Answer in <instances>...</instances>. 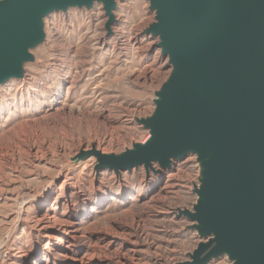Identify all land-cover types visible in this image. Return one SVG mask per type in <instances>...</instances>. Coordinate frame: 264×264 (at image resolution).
Here are the masks:
<instances>
[{"label": "rangeland", "instance_id": "374dc122", "mask_svg": "<svg viewBox=\"0 0 264 264\" xmlns=\"http://www.w3.org/2000/svg\"><path fill=\"white\" fill-rule=\"evenodd\" d=\"M113 14L122 19L107 35L100 4L51 13L24 78L0 86V264H184L196 250L178 216L196 203L195 156L148 175L73 161L92 146L116 155L146 142L135 120L152 114L171 73L145 34L148 1H116Z\"/></svg>", "mask_w": 264, "mask_h": 264}, {"label": "water", "instance_id": "95a60500", "mask_svg": "<svg viewBox=\"0 0 264 264\" xmlns=\"http://www.w3.org/2000/svg\"><path fill=\"white\" fill-rule=\"evenodd\" d=\"M116 1L0 0V86L24 78L53 12L100 4L112 35ZM145 30L171 66L154 110L135 120L148 140L121 154L92 146L93 170L161 173L189 155L200 168L192 211H178L200 240L184 264H264V0H147ZM157 166V171L153 169Z\"/></svg>", "mask_w": 264, "mask_h": 264}, {"label": "bare ground", "instance_id": "6f19581e", "mask_svg": "<svg viewBox=\"0 0 264 264\" xmlns=\"http://www.w3.org/2000/svg\"><path fill=\"white\" fill-rule=\"evenodd\" d=\"M122 2V1H121ZM116 8V7H115ZM60 12V11H59ZM53 13H55V12H53ZM114 16H116V17H114L116 20H118L119 21V19H122L121 17H117V15L116 14H114ZM122 16V15H121ZM115 32V31H114ZM138 44V43H137ZM146 44H148V43H146ZM145 45V44H144ZM148 46V45H147ZM149 46H150V44H149ZM150 48V47H149ZM139 50H141V49H139ZM143 50V49H142ZM162 68V67H161ZM164 189V188H163Z\"/></svg>", "mask_w": 264, "mask_h": 264}]
</instances>
